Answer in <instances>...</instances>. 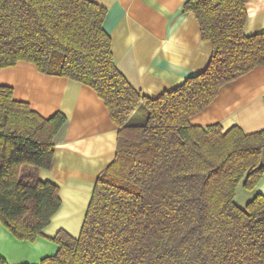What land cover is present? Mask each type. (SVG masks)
I'll use <instances>...</instances> for the list:
<instances>
[{
    "label": "trees",
    "instance_id": "trees-1",
    "mask_svg": "<svg viewBox=\"0 0 264 264\" xmlns=\"http://www.w3.org/2000/svg\"><path fill=\"white\" fill-rule=\"evenodd\" d=\"M248 0H186L204 39L207 67L157 97L119 70L93 0H0V68L29 61L40 72L93 87L118 125L117 150L95 183L79 236L60 229L56 254L40 264H264V194L246 207L264 175V128L194 125L222 86L264 64V31L246 34ZM144 105L145 122L129 118ZM67 121L49 118L0 84V222L20 240L44 236L61 206L60 188L39 177L50 168L55 136ZM0 264H9L0 256Z\"/></svg>",
    "mask_w": 264,
    "mask_h": 264
},
{
    "label": "crops",
    "instance_id": "crops-1",
    "mask_svg": "<svg viewBox=\"0 0 264 264\" xmlns=\"http://www.w3.org/2000/svg\"><path fill=\"white\" fill-rule=\"evenodd\" d=\"M93 1L107 9L104 27L117 67L144 95L172 90L209 64L212 43L203 38L195 13L183 11L186 0ZM246 9V34L264 31V0H248ZM0 84L12 87L15 99L46 118L56 112L67 117L55 136L52 166L39 170L40 178L59 186L62 201L44 236L20 240L0 222V256L9 264H40L58 251L51 237L60 229L79 236L97 178L116 155L119 127L93 87L40 72L32 62L0 68ZM189 120L194 125L220 124L224 131L234 125L246 132L264 128V64L226 83ZM252 191L251 198L264 194V175Z\"/></svg>",
    "mask_w": 264,
    "mask_h": 264
},
{
    "label": "rangeland",
    "instance_id": "rangeland-1",
    "mask_svg": "<svg viewBox=\"0 0 264 264\" xmlns=\"http://www.w3.org/2000/svg\"><path fill=\"white\" fill-rule=\"evenodd\" d=\"M147 114H148L147 108L144 105L140 106L136 114L133 116L131 123L145 122L147 118ZM252 194H253V191L250 189H247L244 186L243 181H241L236 190L235 201L240 207L245 208L248 201L251 199Z\"/></svg>",
    "mask_w": 264,
    "mask_h": 264
}]
</instances>
